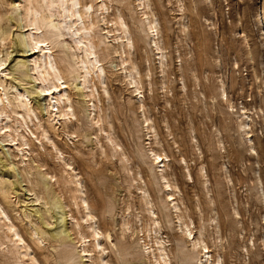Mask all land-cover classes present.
<instances>
[{
	"label": "rangeland",
	"instance_id": "1",
	"mask_svg": "<svg viewBox=\"0 0 264 264\" xmlns=\"http://www.w3.org/2000/svg\"><path fill=\"white\" fill-rule=\"evenodd\" d=\"M24 1L0 0V28L8 29L13 41L10 45L0 42V58L9 53L4 65L8 68L16 61L22 62V72H12L4 78L27 90L32 104L37 106V116L28 120L29 127L23 124L20 128L34 145L32 149L27 147L28 159L21 163L22 151L7 136L15 135L19 126L15 123L17 115L12 113L14 105L9 106L10 120L0 123L11 127L0 133V189L6 185L11 188L14 199L10 200L9 215L41 264L88 263L80 251L73 221L69 220L71 215L78 220L83 215L76 199V185L72 183L75 175L84 186L98 227L104 234H111L113 241H102L112 264H150L144 243L151 247L155 244V239L147 237L155 225L137 186L147 191L149 207L156 211L161 224L159 237L165 241L172 264H183L180 250L189 249L191 242L181 236L177 213L160 180L158 164L147 153L143 111L155 124L160 142H153V148L168 157L165 174L173 186L183 221L194 234L202 232L214 260L220 257L222 264H264V26L257 20L261 10L264 15V0H148V8H141L138 0H104L108 6L107 24L97 22L102 0H81L83 5H93L96 27L92 35L95 40H103L96 51L106 74L102 81L95 73L92 77L98 106L94 112L89 98L83 95L80 80L69 78L74 88L69 89L71 101L66 103L73 105L77 115L63 117L54 124L47 122L49 95L42 94L41 81L36 82V76L29 71L37 53L29 51L28 45H19L17 40L33 30L30 25L24 26ZM145 13L152 20L157 19V38L165 58L153 44ZM121 21L128 26L127 34ZM48 33L44 27L37 35L49 38L47 42L58 66L60 57L65 55L75 63L69 47L71 39L61 36L57 40ZM126 35L133 42L131 48H121V40H113ZM130 72L134 76L136 73L139 91L129 84ZM222 87L228 100L221 93ZM14 91H7L9 98ZM141 95L143 107L139 103ZM94 118H99V122ZM39 121L42 125H38ZM248 121L253 144L244 127ZM44 128L59 150L45 137ZM107 136L122 149L115 150ZM132 177L136 182H132ZM35 193L49 202L47 207L44 200L36 202ZM2 205L6 207L4 201ZM36 207H50L48 215L65 211L69 235L52 240L45 234L40 243L36 236L32 239L31 229L40 226L51 231L55 226V217L49 225L41 222L39 214H35ZM122 209L128 211L131 227L123 237L118 225ZM84 226L81 231L88 235ZM0 242L5 247L0 244V264H18L10 232L0 229ZM22 264H28L26 258ZM193 264H199L197 258Z\"/></svg>",
	"mask_w": 264,
	"mask_h": 264
},
{
	"label": "bare ground",
	"instance_id": "2",
	"mask_svg": "<svg viewBox=\"0 0 264 264\" xmlns=\"http://www.w3.org/2000/svg\"><path fill=\"white\" fill-rule=\"evenodd\" d=\"M138 5L141 8H143V7L148 8L149 7L148 0H138ZM23 7H24V10L22 8L23 19H24V21H26V25H24V26H25V28H27V27L29 28V25H30V26H32L33 30L30 32H27L29 34L25 35V37L23 39L19 38L17 40H18L19 45H22V44L28 45L29 51L33 50V52H32L33 54L37 53V55L36 56L33 55L34 58L32 57V59H31V65L29 67V71L30 72L32 71L33 72L32 74H34L36 76V80H37L36 82H39L38 80L41 81L42 87H41L40 91L42 92V94L44 93L45 96L49 95V102L47 101L48 104L47 103L46 104L48 105L49 109L50 108L51 109L50 110L48 109L50 111L48 114H50V115L48 116L49 118H48L47 122L53 123V121H56V120L60 121L63 117H68V116H74L75 117V115H77V113H75V111L73 109V105L67 104L68 101L69 102L71 101V98H70L71 95L69 93V89H72V87L74 85V84L69 83V78H73V79L77 78L80 80V82L82 84L81 90L83 92V95L86 99L89 98L88 102L89 101L91 102L89 105L92 106V108H93L92 112H94V110L98 106L94 101V99H97V98H96V95L94 93V90L96 91V89H93V85H92L93 84L92 83V80H93L92 77H93V74L95 73L96 78H98L100 81H102L105 74H106V70L103 68V66L99 65V64H102L101 63L102 60L97 55V51H96V49L101 46L103 40L102 39L101 40L100 39L95 40L94 36L92 35L93 30L96 27L95 26L96 23L93 20V12H91V10L93 9L92 3H86L85 5H83L81 0H25ZM98 9L102 12L100 14L101 18L99 17V20L97 22H100V23L102 22V24L103 23L107 24L105 13L108 10V6L104 0L101 1ZM145 14H146V16H145L146 24L148 26L149 33L151 34V36L153 38V42H154L153 44H155L156 49L160 52L161 57L163 58L164 53L162 52V49L159 45V41H158L159 38H157L158 32H159L157 19L154 18L152 20L148 13H145ZM55 18H58V20L56 22L54 20ZM257 20H260V22L264 26V15H263L262 10L259 12ZM118 23H119V20H118ZM121 25H123L122 28L123 27L125 28L124 33L127 34L128 26L125 24L124 21H121ZM100 26L103 27L102 25H100ZM114 26H116V25H114ZM44 27L48 29L50 36L54 37V39L56 38L58 40V38H60L61 36H68L71 39L72 44L69 47H71V55L74 56L75 63H71L68 56L65 55V56L60 57V60H59V62H60L59 66L60 67L58 66L56 58H55V56H53V53H52V47H50L51 45H49V43L47 42V40H49V38L47 36H43V38H42V37H39V35H37L39 33V31L41 29H43ZM107 32L110 33L111 30H108ZM263 34H264V30H263ZM23 35H24V33H23ZM41 35H42V33H41ZM10 37H11V33L8 29L5 30V29L0 28V42H7L10 45L13 42ZM113 40H121L119 42L121 48L124 45H126L127 47H130L133 45L132 40L130 38H128L127 35L124 36V39H122L121 36H116L115 38H113ZM2 45H4V44H2ZM18 51H21V50L19 49ZM58 51H59V49H58ZM68 51H66V54ZM116 51L118 52L117 48L116 49L114 48L115 53H116ZM1 52H2V50H0V54H1ZM16 52H17V49H16ZM122 52H123V49H122ZM3 53H5V52H3ZM19 53H21V52H19ZM8 54L9 53L7 52L5 57L2 56V58H0V123L4 124V122L6 120L11 118V115L9 114L8 108H9V106L14 105L15 109L12 111V113L17 115L18 118H16L15 123L19 124V126H18V128L16 126L17 129H15V132H14L15 135L13 133H8V132H6V133H8L7 136H9L8 138L10 139V142L14 143L15 146H17L18 149L22 151V157L20 155H18V156H20L22 158V159L20 158L21 163H24V161H25L24 158L28 159L27 154H26V150H29V149L27 147L31 148L33 143L30 142V140L26 138L25 133L22 130L20 131V128L23 127V124H26L29 127L28 120L33 121V115L37 116L36 110H38V109H37V106L32 104L27 90H25L24 88H23L24 90L19 89L18 87L12 85L11 83H8L7 80L4 78V76L6 77L8 74H11L12 72L13 73L22 72V70H21L22 62H20V61H16V63H14V65H12V67H10V68H8V66H4V65H6L5 63H7V60H9L10 56L8 57ZM103 55L105 56V52L103 53ZM73 61L74 60H72V62ZM120 62H121V60H120ZM122 65H123V63H122ZM7 70H12V71L8 73ZM127 75H128L127 77H129V82H130L129 84L132 86H135V88L133 87L135 91H139V87L137 86V84L139 85V82H137V80L135 79L136 73H135V76L132 72H130L129 74L127 73ZM15 76H16V74H15ZM35 76H34V79H35ZM24 84H26V83H24ZM103 86H105V84ZM13 89L15 91L12 92V95H11L12 98H9L10 94L8 96L7 91H10V90L12 91ZM28 89H29V87H28ZM104 90H106V89H104ZM225 90L226 89L224 87H222L221 93H222L223 97H225L226 100H228V94L226 93ZM29 91H30V89H29ZM40 91H39V93H40ZM135 91H133V92H135ZM34 93H30V94L32 95ZM139 93H141V92H139ZM140 98H141V100H139L140 101L139 103H140V106L143 107V100H142L143 95H141ZM34 99H35V97H34ZM63 103H64V105H63ZM140 109H142V108H140ZM141 116H143V121H142V119H141V121H142L143 129L145 130V133H146L145 138H146V140H148L147 143L145 142L148 145V147L146 146L147 147V153L153 158L155 163L158 164V167H159L158 169H160L159 170L160 171V180L163 181V185L167 189V195L169 196L168 198L172 203V208L177 213V224H178L179 230H181V233H182L181 236L185 242H191L189 249L184 250L182 248L180 250L181 260H182L183 264H193L194 260L196 258L199 261V264H222L220 257H218L219 258L218 260H214L213 255L210 253L211 251H210V249H209V247H208V245H207V243L203 237L202 232L199 231L198 235L194 234L190 225L183 221V219H182L183 215L181 216V214H180L181 213L180 206H179L178 202L176 201V198L174 197L175 195L173 193V186L165 174V170L167 168L166 167L167 166L166 161L168 160V157L165 153L162 154V153L157 152L152 146L153 142L156 144L160 143L158 141V138H157L155 124H153L152 119L148 115H146L145 111H143ZM247 118H250V116L248 115ZM94 119H97V118H94ZM69 120H70V117H69ZM250 121L246 122L244 127L247 129V135H248V138H249L251 144H253ZM98 122H99V118L96 120V123H98ZM39 124H41L40 121H39L38 125ZM53 124H50L52 126V128H54ZM34 126H35V124H34ZM5 128H9V130L11 129L9 124L4 125V126H0V131H1L0 133L1 134ZM99 130H101L103 132L102 127H100ZM26 132H28V131H26ZM32 132L35 133L34 131H32ZM32 132H31V134H32ZM44 132H45L44 133L45 137L48 139V141H50L52 143L53 147H55L57 150H59L57 147V144L51 140V138L49 136V130L44 128ZM4 136H5V134H4ZM107 137L109 138L107 140H109V142L112 143V146H113V148H115V150H116V147H118V149L121 148L118 146V144L114 140H112L110 138V136H107ZM37 138H38V136H37ZM6 139H7V137H6ZM19 139H21V140H19ZM96 139H97V136H96ZM17 141H19V143H17ZM35 148H36V146H35ZM102 148H101V151H102ZM251 148L253 149L255 154L258 155L257 151L253 147H251ZM102 152L105 153L104 150ZM122 159H124V158H122ZM125 161H127V160H124V162ZM182 161L186 163L185 160H182ZM5 167H6V165L4 166V168ZM30 170H31V168H30ZM187 175H189V177L191 178L189 171H188ZM131 176H132V174H131ZM26 177H28V176H26ZM0 178H2V176H0ZM132 179H133V177H132ZM132 182H136V181H134V179H133ZM72 183H74L76 185L75 186L76 199H79V206L81 207L82 213H83V215L81 216V218H79V220L76 219L72 215L70 217L71 219H69V220L73 221L71 223L73 230L75 231V233L79 237V239H78L76 236L80 246L82 247L80 251H82L84 253V256L87 257V262H88L87 264H112V262L108 259L109 255H108V252H106V247L103 245V241H102L103 238L106 239L107 241H109V240L113 241V240H111V234L109 233V231L107 232L108 234H104L100 230V227H98L96 216L91 212L90 204L88 202V199L85 197L84 186L81 183V181L77 175H75L72 178ZM63 185H65V184L63 183ZM0 187H1V185H0ZM137 188L140 191V193L143 195L144 200L146 201V205L148 206L147 210L149 211L150 215H152L151 217L153 220V224L155 225V227H152L151 230H149V234L147 235L148 238L155 239V241H154L155 244H152V247H151V246H149L150 244L146 243V241H145V243H144L145 254L147 255V258H148L150 264H172L171 256L168 253L166 246H165V241L159 237L161 224L157 220L156 211L152 209V206L149 207V205L151 204V201L149 200V196L147 194V191L141 187H138V186H137ZM35 195H36V197H34V199L36 200V202L44 200V199H42L41 195H39L38 193H35ZM12 197H13L12 191H11V188L8 187V185H6L0 189V198H1V201H0V229H4L7 232H10V235L12 237V241L14 242V244L16 245V248H17L18 264H22L24 258L27 259L28 264H41L39 259L34 256L31 245L26 242L24 235L21 233L20 229L17 228L16 224L13 222L11 216L9 215V210H10L9 204L11 203L10 200ZM12 199H14V198H12ZM2 201H4V204H6V207H4L2 205ZM22 201H24V200H22ZM43 204L47 207L49 202L44 200ZM58 207L61 208V205H58ZM50 210H51L50 207L46 210L42 209V208L37 209V207H36L35 214L36 213L39 214L38 218L41 220V222L44 221L45 224L49 225L52 222V221H50V219L55 217V224H53L55 226H54V229H52L51 231H49L48 229L42 228L40 226H38V228L35 230L31 229L32 230V232L30 233L31 238L32 237L35 238V236H36V239H37L36 241H38L39 243L41 241L40 239L45 234H48L49 238L50 239L52 238V240H58L59 238H62L65 235H69L68 228L66 227L67 220H68L67 219V213L65 211L64 212L60 211V212L54 213L55 216H54V214L48 215L47 213H49ZM122 210L124 212L123 211H122L123 213L121 212L122 216H121V220L118 222V225L121 227V230H122L121 236L123 237L126 230H130L131 227L129 225L130 222H129V217H128V213H127L129 210L128 209H127L128 211H125V209H122ZM24 214L30 218V215H28L26 213H24ZM51 220H53V219H51ZM83 224H85L84 227H86L87 231L89 232L88 235L83 234V232L81 231L82 230L81 226ZM28 227L30 228L29 225H28ZM72 227L70 225L69 228L72 229ZM152 230H154V234H153ZM0 244L2 245V247H4L3 246L4 244H2L1 242H0ZM89 245H90V248H89ZM95 253H97V255ZM125 264H128V263L125 262Z\"/></svg>",
	"mask_w": 264,
	"mask_h": 264
}]
</instances>
